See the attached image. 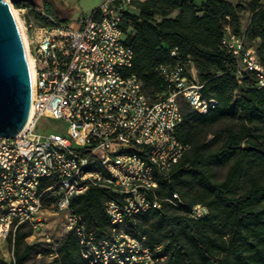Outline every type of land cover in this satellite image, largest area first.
Masks as SVG:
<instances>
[{
    "label": "built area",
    "instance_id": "1",
    "mask_svg": "<svg viewBox=\"0 0 264 264\" xmlns=\"http://www.w3.org/2000/svg\"><path fill=\"white\" fill-rule=\"evenodd\" d=\"M144 1L102 0L71 24L38 19L45 10L36 0L35 5L23 1L18 7L33 73L28 63L32 121L13 137L0 136V264L16 263L13 237L22 224L32 230L27 243L49 248L37 253L38 258L57 257L61 237L71 232L84 264H160L167 258L163 244H149L144 234L127 232V219L160 209L163 202L192 218L207 215L201 203L185 209L176 192L157 194L160 180L169 179L190 147L175 132L182 120L179 99L199 113L216 100L202 93L193 64L187 69L161 66L167 90L155 97L146 94L130 71L134 53L122 27L124 13H135ZM259 2L264 6V0ZM245 31L236 33L227 24L221 45L235 59L238 81L248 71L257 87H264V63ZM42 116L64 120L66 133H37ZM92 186L114 194L104 202L109 233L101 238L70 207L72 196ZM51 221L59 224L55 231Z\"/></svg>",
    "mask_w": 264,
    "mask_h": 264
},
{
    "label": "trees",
    "instance_id": "2",
    "mask_svg": "<svg viewBox=\"0 0 264 264\" xmlns=\"http://www.w3.org/2000/svg\"><path fill=\"white\" fill-rule=\"evenodd\" d=\"M246 1L251 13L244 26L246 39L258 38L257 44H248L264 63V6L259 7V0ZM239 9L230 0H146L135 13H124L125 40L134 53L130 71L147 95L155 97L168 88L161 66L187 69L193 64L202 93L216 100L199 113L180 99L182 120L175 132L190 147L157 190L159 197L178 193L185 209L201 203L207 215L192 218L163 202L160 209L134 215L124 224L127 232L144 234L149 244H163L167 258L160 264H264V87H257L248 71L238 81L235 59L221 45L227 24L236 33L244 28ZM113 195L92 186L70 200L96 238L109 233L104 202ZM31 233L24 224L15 230V264H84L71 232L61 237L51 260L37 257L49 248L27 243Z\"/></svg>",
    "mask_w": 264,
    "mask_h": 264
},
{
    "label": "water",
    "instance_id": "3",
    "mask_svg": "<svg viewBox=\"0 0 264 264\" xmlns=\"http://www.w3.org/2000/svg\"><path fill=\"white\" fill-rule=\"evenodd\" d=\"M30 103L31 79L22 39L8 2L0 0V136L13 137L24 128Z\"/></svg>",
    "mask_w": 264,
    "mask_h": 264
},
{
    "label": "rangeland",
    "instance_id": "4",
    "mask_svg": "<svg viewBox=\"0 0 264 264\" xmlns=\"http://www.w3.org/2000/svg\"><path fill=\"white\" fill-rule=\"evenodd\" d=\"M8 2L9 6L12 5L16 10L18 7L23 6V3H13L11 0H5ZM38 5H40L45 10V17L41 16V20L46 23H61V24H71L78 21L81 17L89 15L91 11L96 8L102 0H36ZM202 0H193L195 4L200 3ZM234 5L238 4L239 18L241 26L244 27L249 19V8L246 0H230ZM11 8V7H10ZM12 11V10H11ZM18 12V11H17ZM177 10L172 11L169 16H174ZM32 15V12H29ZM18 17L21 24H23V16L18 12ZM28 16L26 15L25 18ZM156 21H160V16H155ZM23 26V25H22ZM248 42L257 44L258 38L254 36L248 37ZM180 102V99H179ZM181 106L184 108L186 104L181 100ZM37 133L45 134L48 132H57L60 134H65L67 131V123L62 119L50 118L48 116H42L37 121V126L34 129ZM224 171L220 172V176L223 175ZM58 222H50L52 231L58 229Z\"/></svg>",
    "mask_w": 264,
    "mask_h": 264
},
{
    "label": "bare ground",
    "instance_id": "5",
    "mask_svg": "<svg viewBox=\"0 0 264 264\" xmlns=\"http://www.w3.org/2000/svg\"><path fill=\"white\" fill-rule=\"evenodd\" d=\"M10 7H11L12 13H13V15H14V18H15V20H16L17 26H18V28H19V30H20L22 40H23V42H24V44H25V33H24V30H23V26H22V24H21V22H20V19H19V17H18V12H17V10H16L12 5H10ZM28 63H29V67H30V71H31V76H32L33 73H32V69H31V61H30L29 58H28ZM31 121H32V109L30 110V113H29V117H28V120H27V125H28Z\"/></svg>",
    "mask_w": 264,
    "mask_h": 264
},
{
    "label": "crops",
    "instance_id": "6",
    "mask_svg": "<svg viewBox=\"0 0 264 264\" xmlns=\"http://www.w3.org/2000/svg\"><path fill=\"white\" fill-rule=\"evenodd\" d=\"M77 22V21H76Z\"/></svg>",
    "mask_w": 264,
    "mask_h": 264
}]
</instances>
